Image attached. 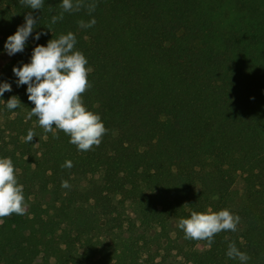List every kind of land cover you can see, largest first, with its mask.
<instances>
[{
    "label": "trees",
    "instance_id": "16d2710c",
    "mask_svg": "<svg viewBox=\"0 0 264 264\" xmlns=\"http://www.w3.org/2000/svg\"><path fill=\"white\" fill-rule=\"evenodd\" d=\"M85 2L95 11L65 12L53 24L62 0H44L40 10L0 0V60L8 59L0 84L12 85L0 97V157L13 160L27 203L24 215L0 220V264H154L130 208L141 228H160L164 238L175 221L190 264H240L226 255L231 242L247 264H264V0ZM29 12L37 27L24 51L9 56L7 38ZM93 18V27H79ZM69 31L93 69L84 103L108 129L87 152L27 119L35 105L13 72L36 46ZM14 95L21 105L8 110ZM67 160L71 169L61 167ZM208 208L241 217L211 248L179 228Z\"/></svg>",
    "mask_w": 264,
    "mask_h": 264
},
{
    "label": "clouds",
    "instance_id": "9594fccd",
    "mask_svg": "<svg viewBox=\"0 0 264 264\" xmlns=\"http://www.w3.org/2000/svg\"><path fill=\"white\" fill-rule=\"evenodd\" d=\"M43 2L44 0H20L21 4L29 6L32 10H40ZM85 7L91 14L97 5L95 2L86 3L85 0H62V11L59 16L52 17V23L62 20L65 12H78ZM38 20L39 17L33 12L27 13L25 23L7 38L4 47L9 56L24 51ZM95 24V18L89 22L78 21L80 28H91ZM41 34L37 32L35 40L38 41ZM76 44L77 38L73 32L61 34L58 38L49 40L47 46H36L30 63L14 67L13 72L18 77V86L27 85L28 99L35 105L28 113L27 119L37 117L39 126L45 132H51L54 137V129L63 131L78 151L87 152L101 144L108 129L101 116L89 110L84 103L83 94L92 87L89 75L93 69L88 66L89 61L84 53L76 49ZM10 91V83L0 84V97ZM20 105L21 101L15 95L6 102L8 110H15ZM34 136L35 133L29 130L25 139L31 142ZM73 166L71 160L61 165L62 168L68 169ZM17 173L18 169L10 157H0V220L13 214L24 215L26 212L24 185L19 183ZM61 187L70 188L71 185L64 180ZM240 220L239 215L233 214L227 208L220 211L208 208L206 212L193 211L189 218H181L179 228L183 230L186 239L207 241L208 247L211 248L217 234L222 231H237ZM226 255L231 259H238L240 264H247L250 259L235 242L229 243Z\"/></svg>",
    "mask_w": 264,
    "mask_h": 264
},
{
    "label": "rangeland",
    "instance_id": "374dc122",
    "mask_svg": "<svg viewBox=\"0 0 264 264\" xmlns=\"http://www.w3.org/2000/svg\"><path fill=\"white\" fill-rule=\"evenodd\" d=\"M3 60V59H2ZM0 60V63L3 61ZM245 187L242 182H239L235 189L234 207L237 208L242 202V195ZM43 202L45 206L52 204L50 195H47ZM128 213L131 218L135 220V228L137 238L140 236H146L151 246V256L154 258V264H190L186 261L183 253V239H181L177 233V224L175 221H171L168 228V238H164L161 234L160 228H154L151 230H144L140 227V222L137 220L136 215L130 208Z\"/></svg>",
    "mask_w": 264,
    "mask_h": 264
}]
</instances>
